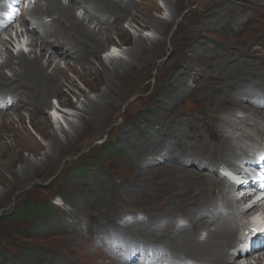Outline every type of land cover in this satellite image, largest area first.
Returning <instances> with one entry per match:
<instances>
[{
	"label": "bare ground",
	"instance_id": "bare-ground-1",
	"mask_svg": "<svg viewBox=\"0 0 264 264\" xmlns=\"http://www.w3.org/2000/svg\"><path fill=\"white\" fill-rule=\"evenodd\" d=\"M239 1L218 0L204 4L205 7L200 12L199 19L185 28L182 16L181 21L178 22V29L182 31L185 38L184 44L178 50H171L169 58L157 65L159 69L171 67L173 71L178 70L171 76L174 85L182 83L181 80L187 76H194L197 73L198 119L201 118L200 115L203 116L202 124L208 136L213 138V142H207L205 135L198 132V144H196L189 136L192 128L186 124L188 119L176 118L171 120L167 126L159 121L153 130L150 142L145 146L141 145L142 148H140L143 151L147 150L150 156V160L145 162L146 168L156 167V169L150 170L151 179L147 183H144L142 179V172L138 171V177L144 183L139 185V194L145 192L149 198L148 220L153 226H157L149 230V225L142 226L138 220L132 225L122 226L121 236L136 234V238L139 236V239H143V241L137 239L142 244H135L136 246L132 240L131 243L125 242L126 245H123L115 236L114 241L127 251L131 248L138 252L140 248L141 251H150L152 260H155V254L161 251L167 257H171V260L191 261L192 259L198 261L196 264H236L241 259L253 256L257 258L256 256L259 255L264 260V245L252 253H247L245 239L237 238L239 219L244 218L247 223L241 226L248 227L247 218L262 207L243 210L241 204H238L239 201L227 194L226 191L229 188L227 180L219 181L215 179V176L199 170L197 172L191 168L185 169L183 167L185 165H180L185 162L184 159L191 157L190 153H192L198 154L199 159L204 157L207 161V164L198 161L199 169H203L206 165L235 168V161L242 158L245 160L248 158V153L242 150V155L239 156L233 137L225 135L237 133V129L228 122L230 120L240 121V124L246 125L248 120L254 119V128L258 126V123H264V111L257 110L260 104L258 99L264 96V68H261L264 66V20L258 21L256 18L247 17L244 9L239 7ZM68 2L67 6H63L60 0H30L28 6L34 8L26 12L31 22L36 25L35 29L30 30L25 19H17V21L24 29V33H30L32 39L29 46L33 51L38 49V53L34 52L33 58L26 57L23 53L13 58L10 53L6 52L5 61L0 64V109L1 107L3 109L0 110V158L6 157L12 151L20 154L23 148L20 147L22 145L21 136L30 137L26 132L25 117L21 111L27 114V120L35 132L40 133L43 139L49 140L48 150L43 154L40 163L21 159L20 168L15 172H10L12 181L8 184V190L0 192V204L16 193L25 192L26 187L33 189L40 186L42 184L40 178L46 175L44 170L50 164L56 163L61 152L65 150V145L69 146L85 129V131L90 128L98 131L107 114L114 111L125 98L134 93L133 85L137 75L151 67H156L154 51L164 43L167 28L186 5L183 0H166L170 17L169 20H165L151 15L152 10L160 11L154 0H68ZM252 2L256 3L255 0ZM41 3L43 7H38ZM1 7L3 5L0 0ZM79 9L84 11L85 18L82 20L75 16V12ZM98 16L107 18L105 21H99ZM45 17L51 18L50 23H44L43 18ZM212 18L214 23L222 19L229 21L232 25L249 24L250 30L246 31L245 41L237 46L234 43L235 38L223 37L221 39L225 42L226 51L212 52L204 48L202 44L206 42V31L212 28L209 26ZM85 21L87 24L95 21L97 31L95 28L91 30ZM124 21L145 29V33L154 32L159 37L145 39L139 36L134 39L124 53L127 60L119 58L110 60L108 63L98 60V54L108 47L107 43L112 33L125 35L121 27ZM228 29L233 36L234 32L231 28ZM35 30L39 31L38 35H35ZM7 31L8 25L0 27V35ZM3 41L4 39L0 37V44H3ZM257 45L261 48L253 47ZM65 48L72 51V59L66 61L64 68L81 78L86 73L100 76L105 88L95 100H87L84 103L81 112L77 114L80 119L79 125L73 123L67 125L71 133L61 128L60 133L63 134L64 142L58 138L56 132H46L43 114L44 109L50 105L51 98H64L63 86L73 87L66 71L60 67L57 60L60 52ZM204 58H211V62H207L209 65L203 63ZM95 62L98 63L97 66ZM76 66H80L81 73L76 70ZM3 68L9 70L11 77L4 74ZM155 109L162 111L164 104L159 102ZM244 113L250 115L243 120L237 118L238 114ZM210 122L212 126L210 124L211 127L208 128ZM126 123L128 122L123 121L114 128V132L124 144L138 148L135 145L136 142L132 141L131 132L126 128ZM181 124H185V131L178 127ZM255 130L258 137H264L263 130ZM169 136L172 141L168 143L166 137ZM243 138L252 141L250 135H245ZM173 146H178L182 152L178 154L172 149ZM39 148L42 149L40 146ZM163 150L174 155L178 154L173 158V163L162 162L165 159V153H161ZM29 151L33 155H38V151L28 149ZM262 158H264V153L260 159ZM13 164H1V167L6 168ZM189 181L191 183L187 186L182 184ZM167 195L169 198L164 197ZM160 201L164 202L161 205L168 207L164 208L161 205L158 207ZM113 208L115 212L120 209L112 204L110 209ZM122 209L125 210V206ZM171 210L172 212L178 210V213L183 212L185 216L191 218L190 227L174 231L173 226L168 224V220L175 219L173 217L175 213H171ZM195 211H198V214L193 216ZM108 213V210L101 209L97 210L94 215L105 223H111L108 226L116 229L118 227L116 216H110ZM262 217L259 213L251 217V220L254 225L262 224L264 223ZM159 225H161L160 228H158ZM210 227H214L212 231ZM202 233H206L205 239L196 240L195 238L199 239ZM261 233H264V229ZM71 239L73 238H69L68 241ZM125 239L128 240V237ZM130 244L134 247H128ZM238 245H242L245 251ZM58 258H60L58 252L55 251L53 260L43 261L41 264H69ZM125 260L119 258L104 261L90 257L82 260L81 264H128Z\"/></svg>",
	"mask_w": 264,
	"mask_h": 264
},
{
	"label": "rangeland",
	"instance_id": "rangeland-1",
	"mask_svg": "<svg viewBox=\"0 0 264 264\" xmlns=\"http://www.w3.org/2000/svg\"><path fill=\"white\" fill-rule=\"evenodd\" d=\"M212 1L218 0H183L186 5L181 9L180 16L178 15L175 21L169 25L164 43L154 51L156 67H151L137 75L133 85L134 93L125 98L114 111L107 114L103 125L98 131L91 130V128L85 131V129L79 137L74 139V143H70L69 146L65 145V150L61 152L56 163L50 164L44 170L45 177L40 178L42 180L37 179L42 183L40 186L33 189L26 187L25 192L16 193L0 204V264H41L43 261L48 262V260H53L55 251L58 252L59 260H65L69 264H81L82 260L90 257L107 261L109 259H125L127 257L133 259V256H137L134 248L127 251L119 243L115 242L114 239L117 237L118 241L123 245H126L125 242L131 243L132 240L134 246H136L135 244L140 243L137 239L141 241L143 239H139V236L136 238V234L133 233L135 237L126 235L128 237V240H126V237L121 236L123 232L121 230L122 226L126 224L132 225L136 220L140 221L142 226L149 225V230L157 226H153L148 220L149 198H147L145 192L139 194L138 191L139 185L147 183L151 179L150 170L156 169V167L146 168L145 162L150 160V156L147 150L143 151L140 149L142 148L141 145L145 146L150 142L153 136V130L159 124V121H162L167 126L171 120L176 118L188 119L186 120V124L192 128L189 136H191L190 138L196 144H198V132L205 135L207 142H213V138L208 136L205 126L202 124L203 116L200 115L199 117L201 118L198 119L197 73L194 76H187L184 80H181L182 83L174 85L171 76L178 70L173 71L171 67L163 69L157 68L158 64L169 58V52L171 50H178L185 42L182 31L178 29V22L181 21L182 16L185 21L183 24L185 28L187 25L198 20L199 14L205 5ZM255 1L256 3H253L252 0H240L239 7L244 9L247 17L263 21L264 0ZM154 2L160 11L152 10L151 15L156 18L169 20L170 10L166 7V0H154ZM60 3L63 6H67L69 2L68 0H60ZM39 6L43 7V4L41 3ZM28 8L27 11H31L34 7L28 6ZM75 16L79 20L84 19V11L82 9L77 10ZM17 18L25 19L30 30L35 29L36 25L31 22V18L26 11L23 16L18 15ZM106 18L98 16L99 21H105ZM50 20L51 18L49 17L43 18L44 23L47 24L50 23ZM211 20L209 26H212V28L206 31V42H203L202 45L212 52L227 50L225 42H222L223 40L221 39L223 37L227 38L230 36L231 38H235L234 43L239 46L240 43L245 41V35L250 30L249 24L246 23L232 25L229 21L222 19H219L216 23H214L213 18ZM85 24L91 30L95 28V31H97L95 21L93 23L89 22L88 24L85 21ZM121 27L125 35L120 36L112 33L107 43L108 46L112 45L116 47V49L113 48L115 52L111 51V55L115 54L117 57L115 58L113 56L107 60L100 52L98 54V60L106 63L119 58L127 60L124 53H126L129 44L134 39L139 36L145 39L159 37L154 32L148 31L145 33V29L129 24L128 21L122 22ZM228 28H231L232 32H234L232 34L233 36H231ZM8 31L0 36L4 39L3 44H0V64L5 61L6 52L10 53L13 58H16L21 53L26 57L33 58L34 52L38 53V49L33 51L29 46L32 37H30V33H24V29L20 26L17 19L8 26ZM35 31V35H38L39 31ZM50 43H52L51 40ZM253 47L261 48L258 45ZM71 53L72 51L70 49L65 48L60 52L57 60L60 67L66 71L73 87L68 88L67 86H63L62 93L64 98H51L49 100L50 105L44 109L43 114V119L46 123V132H56L58 138L64 142L63 134L60 133L61 128L71 133L67 125L70 123L79 125L80 119H78L79 116L77 114L81 112L84 103L87 100H95L98 94L105 88L102 85V78L100 76L86 73L81 78L64 68L66 61L72 59ZM204 59L203 63L209 65L207 62H211V58ZM97 64L95 62V66ZM261 68H264V66H261ZM95 69H98V67H95ZM76 70L79 73L82 72L80 66H76ZM2 71L7 77H11L8 69L3 68ZM263 97L260 96V100L258 99L260 104L257 110L259 111H264ZM159 102L164 104L162 111L155 109ZM57 107L60 108V111L56 110ZM0 110H3L2 107ZM21 113L25 117L24 126L30 137L21 136L22 145L20 147L23 148L20 154H15L12 151L6 157L0 158V192L2 190H8V184L12 181L10 172H15L20 168L21 164L19 161L21 159H28L34 163H40L43 159V154L48 150L49 140L43 139L40 133L37 134L30 126L27 120V114L24 111H21ZM249 115L248 113L238 114L237 118L243 120ZM251 120H248L246 125L240 124V121L230 120L228 122L229 125L237 129V133H227L225 135L233 137V142L236 143L239 156L242 155V150L243 152L245 150V153L249 155H253L257 148H259V151L264 150V146L259 144V140L261 141L264 137H258L255 130L264 131V123L260 122L254 128V119ZM123 121L128 122L125 126L131 132L132 141L134 140L136 142L135 145L138 148L124 144L114 132V128L122 124ZM211 123L208 124V128L212 126ZM178 127L182 131L186 130L185 124H181ZM155 135L157 136V133ZM245 135H250L252 141L243 138ZM166 139H168V143L172 141L170 136L166 137ZM28 149L38 151V155H33L30 151L28 152ZM172 149L178 152V154L182 152V149H179L178 146H173ZM161 153H165V159L162 162L165 161L168 164L173 163V158L178 155L167 153L164 150ZM190 156L188 159H184L183 161L185 162L180 163V165H185L183 166L185 169L191 168L197 172L198 170L202 171V173L210 174L215 176V179L223 181V179H219L217 172L221 165H206L203 169H199L198 161L207 164L205 158L200 157L199 159L198 154L192 153H190ZM238 161L243 162L245 165L247 164V160H243V158ZM8 163L14 164L10 167L6 166V168L1 167V164ZM188 165L190 167H187ZM138 171L142 172L141 175L145 181L144 183L138 177ZM190 183L191 181L182 184L187 186ZM61 196L66 203L63 202ZM164 197H168V195ZM160 202L158 207H168L161 205L164 202ZM112 204L116 205L117 209H120L116 212L114 208L110 209ZM124 206L125 210L122 209ZM33 207L38 208V211L35 213L30 212L25 216L22 215V211L29 210ZM101 209L108 210L110 216H116L115 220L118 226L116 229L108 226L111 223H105L94 215L97 210ZM173 211L171 210V213H175L173 215L175 219L168 220V224L173 226L174 231L180 229L174 226L176 219L183 221L186 227L190 225L191 218L185 216L183 212L178 213V210ZM197 214L198 211H195L192 215L196 216ZM246 223L244 218H240L237 222V228H239L237 238L242 239L244 237L248 227L245 228L241 225ZM160 227L161 225L158 226V228ZM213 228L210 227L209 229L212 231ZM205 236L206 233L199 237V239H195L203 241ZM69 238L73 239L68 241ZM111 246H113V249L110 248ZM134 246L130 244L128 247ZM159 247L161 249V246ZM238 247L242 248V245H238ZM256 257L241 259L236 264H254L256 262L264 264V260L260 255ZM191 261L195 262V264L198 262L192 259Z\"/></svg>",
	"mask_w": 264,
	"mask_h": 264
},
{
	"label": "clouds",
	"instance_id": "clouds-1",
	"mask_svg": "<svg viewBox=\"0 0 264 264\" xmlns=\"http://www.w3.org/2000/svg\"><path fill=\"white\" fill-rule=\"evenodd\" d=\"M23 14H24V13H23ZM0 36H1V35H0ZM113 48L116 49V47H114V46H112V45H109L108 48H107L106 50H104V51L101 52V55H102L104 58H107V60L110 59V58L113 57V56H115V58H116L117 55H115V54L111 55V51H113ZM106 55L109 56V57H107ZM56 110L60 111V108L57 107Z\"/></svg>",
	"mask_w": 264,
	"mask_h": 264
},
{
	"label": "trees",
	"instance_id": "trees-1",
	"mask_svg": "<svg viewBox=\"0 0 264 264\" xmlns=\"http://www.w3.org/2000/svg\"><path fill=\"white\" fill-rule=\"evenodd\" d=\"M61 199L63 200L64 203H66V201L64 200V198L61 196ZM36 211H38V208H30L29 210H25V211H22V215L25 216L27 215L28 213H35Z\"/></svg>",
	"mask_w": 264,
	"mask_h": 264
},
{
	"label": "snow or ice",
	"instance_id": "snow-or-ice-1",
	"mask_svg": "<svg viewBox=\"0 0 264 264\" xmlns=\"http://www.w3.org/2000/svg\"><path fill=\"white\" fill-rule=\"evenodd\" d=\"M253 231L255 232V231H257V229H253Z\"/></svg>",
	"mask_w": 264,
	"mask_h": 264
}]
</instances>
